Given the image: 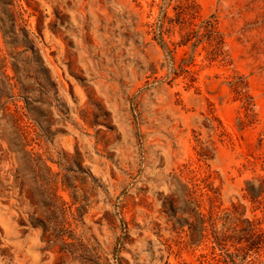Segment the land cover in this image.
<instances>
[{
	"label": "rangeland",
	"instance_id": "rangeland-1",
	"mask_svg": "<svg viewBox=\"0 0 264 264\" xmlns=\"http://www.w3.org/2000/svg\"><path fill=\"white\" fill-rule=\"evenodd\" d=\"M263 178L264 0H0V264H264Z\"/></svg>",
	"mask_w": 264,
	"mask_h": 264
},
{
	"label": "trees",
	"instance_id": "trees-1",
	"mask_svg": "<svg viewBox=\"0 0 264 264\" xmlns=\"http://www.w3.org/2000/svg\"><path fill=\"white\" fill-rule=\"evenodd\" d=\"M252 196L256 197L255 188H252ZM258 192L264 191V178L259 187H257ZM254 191V192H253ZM218 243L226 244L227 242H232L234 245L239 244L236 249L243 250L245 248L253 246L260 239L264 238L263 231H256L254 228V223L252 221H248L246 226L240 228H233V233L231 234H221L217 237ZM252 264V263H250Z\"/></svg>",
	"mask_w": 264,
	"mask_h": 264
}]
</instances>
